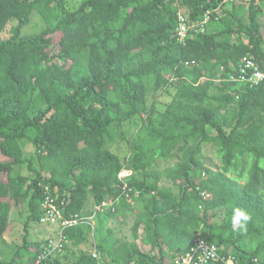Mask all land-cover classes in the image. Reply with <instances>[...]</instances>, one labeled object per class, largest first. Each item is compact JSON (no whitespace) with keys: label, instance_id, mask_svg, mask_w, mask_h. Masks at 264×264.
<instances>
[{"label":"trees","instance_id":"trees-1","mask_svg":"<svg viewBox=\"0 0 264 264\" xmlns=\"http://www.w3.org/2000/svg\"><path fill=\"white\" fill-rule=\"evenodd\" d=\"M70 10L0 0V236L12 207L26 209L23 244L0 264L41 252L45 239L26 234L47 198L64 219L97 218L106 237L67 228L63 250L40 264H96L87 245L106 264H173L197 240L264 264V81L232 79L247 60L264 70V0H74ZM34 11L45 28L22 36ZM117 142L126 157L111 151ZM103 201L113 210L94 213ZM237 209L251 217L246 231L233 230ZM130 215L131 241L118 240L108 223Z\"/></svg>","mask_w":264,"mask_h":264},{"label":"rangeland","instance_id":"rangeland-1","mask_svg":"<svg viewBox=\"0 0 264 264\" xmlns=\"http://www.w3.org/2000/svg\"><path fill=\"white\" fill-rule=\"evenodd\" d=\"M74 3V0H66V10L71 11V5ZM260 21L264 24V16L260 17ZM45 28V23L41 16L37 12H32L30 16V22L28 25L24 26L21 29V35L26 36V35H33L38 32H40L42 29ZM168 99V98H167ZM164 99L161 97H156L152 102L153 106L159 107L161 103L163 102ZM169 100V99H168ZM151 102V103H152ZM139 121V120H138ZM137 123L136 121L132 124L129 123L127 124L126 127V136L130 138V136L135 132L137 128ZM127 144L125 142H117L112 148L111 151L117 153L120 158L126 157L128 155V150H127ZM201 161L204 164V166L207 167H214L218 165V160L216 159L214 152L212 149L208 146H205L204 149L201 151ZM192 179L197 182V179L195 176L192 175ZM161 188L163 190H167L168 192H171L173 195H177L178 190L176 188H172L167 182H162L160 183ZM136 206L141 207L143 206V203H137ZM92 204H90L88 209H91ZM26 216V209L24 205L20 202V204H17V206L12 207L11 212H10V227L7 233L5 235L0 236V259L3 258L6 261H9L13 254L18 250V248L21 246L22 243V235L25 234L23 230V224ZM134 215H130L129 217H126L125 220L122 219H112L108 225L110 228L114 229V236L121 241H131V226L133 224V219ZM87 226V225H85ZM88 232L90 237H92V227L94 229V243L98 242L101 237H106L105 234L101 232L99 229L98 223H97V218H92L90 221V225H88ZM86 227V228H87ZM145 226H142V229ZM142 231L140 234V238L145 236V231ZM26 240L28 242H33V241H43L47 237H55L56 236V229L53 226L50 225H30L28 228V233L26 234ZM92 242V241H91ZM139 247L143 251H150V245L149 246H143L138 243ZM87 248L90 246H86ZM71 248V247H70ZM85 250L89 252V249ZM92 249V247H91ZM152 252V251H150ZM153 253V252H152ZM167 254V253H166ZM105 261H108L107 255H105Z\"/></svg>","mask_w":264,"mask_h":264},{"label":"built area","instance_id":"built-area-1","mask_svg":"<svg viewBox=\"0 0 264 264\" xmlns=\"http://www.w3.org/2000/svg\"><path fill=\"white\" fill-rule=\"evenodd\" d=\"M204 19H208L209 11L205 12ZM182 21L181 25V33L180 35H184L185 31V19L180 18ZM236 81L241 82H251L256 84L257 82L264 81V70H261L257 64L252 61H246L244 65L240 68V73L238 74V78H232ZM127 172H122L119 177L126 175ZM124 189L126 185L123 186ZM130 191V189H128ZM49 191H46L48 193ZM138 193H136L137 195ZM43 207L46 209V212L39 220V225H50L56 229L55 237H47L43 241V248L41 252L36 256L33 262L29 264H40L42 260L47 259V257L54 255L56 252H61L63 250L64 245L67 243V238L64 234V230L67 228H71L74 226L80 225H90V221L92 220V216H78L74 215L69 219H64L61 214V210L54 204L55 199L47 198ZM112 208V202L103 201L101 204L95 206L94 213L99 212L102 213L106 209ZM93 230V227H92ZM93 232V231H92ZM93 259H95L96 264H106L105 255L102 256L97 251L95 245H93L92 249L89 252ZM173 264H237L236 259L232 254L221 255V251L219 247L214 245L207 246L203 241L197 240L196 245L190 249V251L184 255L178 256L175 259ZM166 261V260H164ZM164 264H171V261L164 262Z\"/></svg>","mask_w":264,"mask_h":264},{"label":"clouds","instance_id":"clouds-1","mask_svg":"<svg viewBox=\"0 0 264 264\" xmlns=\"http://www.w3.org/2000/svg\"><path fill=\"white\" fill-rule=\"evenodd\" d=\"M250 219L251 217L246 212L239 210V209L234 210V214L232 217L233 230L234 231L237 230V226H238V229L240 231H246V225ZM221 253H223L222 249H221Z\"/></svg>","mask_w":264,"mask_h":264},{"label":"crops","instance_id":"crops-1","mask_svg":"<svg viewBox=\"0 0 264 264\" xmlns=\"http://www.w3.org/2000/svg\"><path fill=\"white\" fill-rule=\"evenodd\" d=\"M90 250H91V249H90ZM90 250H89V252H90ZM220 251H221V249H220ZM164 260H166V261H164L165 263H167V261H171L170 258H165Z\"/></svg>","mask_w":264,"mask_h":264}]
</instances>
